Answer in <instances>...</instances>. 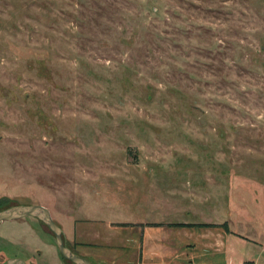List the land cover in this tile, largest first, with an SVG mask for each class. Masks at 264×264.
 <instances>
[{
  "label": "rangeland",
  "instance_id": "rangeland-1",
  "mask_svg": "<svg viewBox=\"0 0 264 264\" xmlns=\"http://www.w3.org/2000/svg\"><path fill=\"white\" fill-rule=\"evenodd\" d=\"M0 196L173 244L232 231L264 264V0H0ZM53 245L33 215L0 222V264H73Z\"/></svg>",
  "mask_w": 264,
  "mask_h": 264
},
{
  "label": "crops",
  "instance_id": "crops-1",
  "mask_svg": "<svg viewBox=\"0 0 264 264\" xmlns=\"http://www.w3.org/2000/svg\"><path fill=\"white\" fill-rule=\"evenodd\" d=\"M51 215L54 219L53 213ZM64 215L62 219L65 222L71 214L64 213ZM71 221L72 224L65 227L59 223L67 245L72 244L79 249L70 246L74 252L88 260L90 258L96 260L97 264H188L190 262L246 264L247 257L238 252L234 246L235 235L232 231H176L175 234L180 235L179 243L173 244L167 238L170 231H165V222L162 224L152 222L158 225L148 222L149 226L144 225L134 229L133 225L124 226L134 221L114 220L108 217L71 219ZM97 223L103 226L102 230L98 227L95 229ZM79 224L85 225L79 228ZM84 231H87V234ZM133 231H139L140 236L138 233L133 234ZM124 234L127 241L136 244L139 254L135 261L121 259L117 252L122 246L127 247L117 241ZM55 247L53 245L52 250L58 254V248L56 245Z\"/></svg>",
  "mask_w": 264,
  "mask_h": 264
},
{
  "label": "water",
  "instance_id": "water-1",
  "mask_svg": "<svg viewBox=\"0 0 264 264\" xmlns=\"http://www.w3.org/2000/svg\"><path fill=\"white\" fill-rule=\"evenodd\" d=\"M27 214L42 220L53 232L56 246L61 255L75 264H93L84 256L74 252L64 241L60 225L53 219L47 206L40 203H17L0 209V222L21 218Z\"/></svg>",
  "mask_w": 264,
  "mask_h": 264
},
{
  "label": "trees",
  "instance_id": "trees-1",
  "mask_svg": "<svg viewBox=\"0 0 264 264\" xmlns=\"http://www.w3.org/2000/svg\"><path fill=\"white\" fill-rule=\"evenodd\" d=\"M9 206V202H8V197L6 196H0V209ZM152 224H158V223H152ZM169 225H175V226H217V225H222L225 227V229H227V223L223 222V223H211V222H171L168 223ZM228 230V229H227ZM53 233V232H52ZM72 249V248H71ZM73 250V249H72ZM59 251V250H58ZM74 251V250H73ZM60 253V252H59ZM61 255V253H60ZM62 256V255H61ZM63 257V256H62ZM65 258V257H63ZM66 260H69L67 258H65ZM70 262H72L71 260H69ZM73 263V262H72ZM75 264V263H73ZM188 264H223V263H205V262H190Z\"/></svg>",
  "mask_w": 264,
  "mask_h": 264
}]
</instances>
